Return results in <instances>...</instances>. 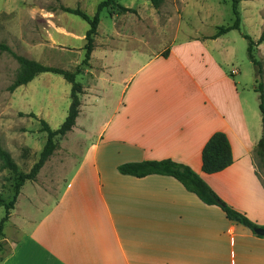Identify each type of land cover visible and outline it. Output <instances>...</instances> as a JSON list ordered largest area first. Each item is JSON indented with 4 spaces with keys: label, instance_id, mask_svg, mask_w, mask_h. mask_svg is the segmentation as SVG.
I'll return each instance as SVG.
<instances>
[{
    "label": "crops",
    "instance_id": "obj_1",
    "mask_svg": "<svg viewBox=\"0 0 264 264\" xmlns=\"http://www.w3.org/2000/svg\"><path fill=\"white\" fill-rule=\"evenodd\" d=\"M208 41L175 42L160 52L103 51L107 64L97 69L99 80L108 83L116 64L119 97L112 111L99 110L104 114L95 123L96 138L74 174L56 175L57 191L44 193L32 182L43 204L25 196L37 215L14 225L18 236H6L11 251L0 264H264V236L230 221L176 179L118 172L120 165L145 161L189 166L228 206L264 228V178L255 159L263 118L250 121L236 77L217 61ZM97 89L81 97L80 115L89 120L94 95H105ZM79 128L82 136L91 132L87 125ZM218 132L227 135L234 163L207 175L202 151ZM110 153L119 159L111 172Z\"/></svg>",
    "mask_w": 264,
    "mask_h": 264
},
{
    "label": "rangeland",
    "instance_id": "obj_2",
    "mask_svg": "<svg viewBox=\"0 0 264 264\" xmlns=\"http://www.w3.org/2000/svg\"><path fill=\"white\" fill-rule=\"evenodd\" d=\"M103 1L0 0V43L7 44L17 55L29 60L76 72L84 60L85 38L90 26L81 18L63 12L61 8H78L93 18ZM118 2L136 13L120 10L102 13L98 35L95 38V59L88 68L83 67L82 74L77 77V81L84 87V94L86 89L89 92L90 88H98L97 93L105 95L102 98L94 95V104L91 105L92 118L89 120V116L84 118V115H80L75 133H70L67 138L59 141V151L55 152L51 163H47L41 170L35 184L37 187L34 185L36 190L40 188L44 193H53L57 191L56 175L74 174L92 139L96 138L92 134L95 123L101 120L104 112L112 111L113 102L119 97L120 89L117 83L121 73L116 64V70H111V73L106 75L108 83L99 80L102 74L97 69L107 64L102 62L104 50L160 52L169 49L175 42L211 37L219 27H227L234 22L231 0H164L159 9L143 0ZM239 11L241 31H232L216 41L206 43L209 50H214L217 61L236 77L243 106L250 121L256 115L262 120L259 93L256 92L259 84L256 82L255 68L249 60L248 41L244 36H250L255 42L253 54L262 68L260 82L264 91V0H240ZM117 55L123 57V52ZM107 66L113 65L108 63ZM20 73L21 67L14 57L8 53H0V151L10 155L19 172L28 174L38 163L47 141V134L42 131L40 120H45L53 130L62 126L71 105V85L60 75L46 73L29 85L10 93L8 88ZM104 99L109 101L103 103ZM101 108L104 111L102 113L99 111ZM21 113L25 115L21 116ZM31 113L35 114L37 119L26 117ZM85 125L91 131L86 137L80 134L79 128ZM67 150L71 152V157H68L62 168H56L57 162H63L66 158ZM111 155L110 153V157L106 158L110 172L114 165L119 163V159ZM255 159L264 178V160L257 153ZM16 183V174L6 168L0 159V195L7 203L14 197ZM32 184L27 182L25 185L18 209L11 212L14 215L5 225L0 260L11 251L10 245L5 241L6 236L8 239L18 236L14 225L22 222L27 216L37 215L28 205L25 196H37L36 201L43 204V195H35ZM5 214V208H0V222Z\"/></svg>",
    "mask_w": 264,
    "mask_h": 264
},
{
    "label": "trees",
    "instance_id": "obj_3",
    "mask_svg": "<svg viewBox=\"0 0 264 264\" xmlns=\"http://www.w3.org/2000/svg\"><path fill=\"white\" fill-rule=\"evenodd\" d=\"M150 2L155 9H159L164 0H143ZM234 22L227 27H219L215 35L206 38V40H217L222 36L232 32L241 31V15L239 11L240 0H231ZM61 10L65 13L75 15L90 26L86 34L85 56L82 66L76 72L67 71L60 68L49 67L40 62L29 60L25 57L17 55L5 43H0V53H8L14 57L21 67V73L17 79L8 88L10 93H14L17 89L27 86L37 77L42 74L51 73L60 75L71 85V105L68 116L65 122L58 130H53L45 120H40L42 124V131L47 134L46 144L41 152L38 163L33 167L30 173L24 174L19 172L17 165L11 160L10 155L4 151H0V159L17 176V183L15 184V194L11 202L7 203L0 195V208H5V217L0 222V248L2 246V239L4 238L5 225L10 221L11 212L15 209L18 198L21 194V189L27 182L37 181L38 175L44 168L46 163L51 159L55 152L59 149V141L64 139L70 132L74 130L77 120L81 113V96L84 94V87L77 81V77L82 74V68H88L92 59V54L95 51V38L98 35V28L101 22V15L104 11L114 13L120 10L125 13H136L135 10L126 8L119 4L118 0H104L98 6L97 12L93 18L89 17L80 9H73L62 7ZM244 38L248 41V56L253 64L256 72V82L259 84L256 92L259 93V110L262 114L264 123V91L263 85L260 82L262 77V68L260 63L255 59L253 51L255 42L250 36L246 35ZM168 52L164 54L167 56ZM24 116L25 114H20ZM28 118L37 119L33 113L26 115ZM257 155L264 160V136L257 146ZM234 163L232 147L226 134L222 132L215 133L205 145L202 151V171L207 175L221 173L231 167ZM118 171L122 175L133 176L136 178H144L151 175L167 176L176 179L184 188L195 194L204 204L208 206H217L221 208L226 217L237 224H240L250 229L258 237H262L255 233L258 228L246 215L234 210L228 206L213 189L189 166L177 164L171 160L164 161H145L137 163H127L120 165Z\"/></svg>",
    "mask_w": 264,
    "mask_h": 264
},
{
    "label": "water",
    "instance_id": "obj_4",
    "mask_svg": "<svg viewBox=\"0 0 264 264\" xmlns=\"http://www.w3.org/2000/svg\"><path fill=\"white\" fill-rule=\"evenodd\" d=\"M255 233L260 235V236H264V228H257L255 230Z\"/></svg>",
    "mask_w": 264,
    "mask_h": 264
}]
</instances>
